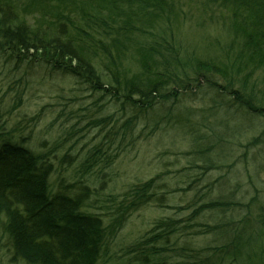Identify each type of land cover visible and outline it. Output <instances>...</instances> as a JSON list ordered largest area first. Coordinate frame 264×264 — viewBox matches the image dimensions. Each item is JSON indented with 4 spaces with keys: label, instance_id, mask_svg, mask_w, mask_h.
<instances>
[{
    "label": "trees",
    "instance_id": "1",
    "mask_svg": "<svg viewBox=\"0 0 264 264\" xmlns=\"http://www.w3.org/2000/svg\"><path fill=\"white\" fill-rule=\"evenodd\" d=\"M189 1H197L203 13L211 11L212 20L215 10L227 11L224 23L230 38L221 56L183 54L174 25ZM30 4L39 13L35 23L20 18L12 0H0V53L17 59V66L26 62L29 68L32 59L41 71L75 79L91 92L101 111L107 105L114 111L95 118V125L110 127L108 137L96 145L79 176L60 179L54 190L50 153L0 132V245L6 240L11 261L98 264L110 237L134 211L149 203L164 207L174 192L192 193L185 206H175L177 213H188L156 219L128 246L127 254L138 264H250L257 256L262 260L264 196L259 200L256 193L246 200L249 194L239 191L231 135L263 127L246 144L240 142L241 160L252 154L251 175L259 179L264 170V95L259 97L250 81L257 70L264 72V0ZM140 124L142 134L137 135ZM168 129L179 131L177 136L189 143L182 152L189 165L171 178L183 179L182 184L171 189L169 173H159L114 198L106 216L90 211L93 190L85 177L93 167L100 161L110 165L144 133ZM117 140L113 155L107 148ZM197 238L207 241L199 244Z\"/></svg>",
    "mask_w": 264,
    "mask_h": 264
},
{
    "label": "rangeland",
    "instance_id": "2",
    "mask_svg": "<svg viewBox=\"0 0 264 264\" xmlns=\"http://www.w3.org/2000/svg\"><path fill=\"white\" fill-rule=\"evenodd\" d=\"M12 1L17 6L20 18L24 17L29 23H35L39 13L30 4L31 0ZM197 4V1L185 2L184 12L174 25L183 54L203 59L221 56L223 47L230 38L224 23L227 11L215 10L212 20V12L199 11ZM225 55L224 53V57ZM31 60L29 68L26 62L17 66V59H8L0 53V132L10 133L15 141L23 139L25 145L37 152L50 153L54 163L50 183L54 190L58 188L60 179L73 180L79 176L83 163L93 154L96 145L107 139L110 127L95 125V118L113 112L114 108L107 105L101 111L93 104L95 97L84 85L73 78L41 71L36 65L37 61L34 64ZM131 64L134 66V62ZM250 82L256 86L259 97L264 95L262 69L256 71ZM193 105L202 106L199 102H193ZM141 126L140 124L137 129V135L142 134L139 131ZM262 128L257 126L247 133L239 135L235 132L231 135L235 142L232 145V160L236 159L235 170L241 179L239 191L249 194L246 200L256 193L259 194V200L264 196V170L260 171L259 179L252 177V154L243 162L241 158L244 148L240 146V142L246 144ZM145 134L126 146L110 165L104 167V161H100L85 177L93 190L90 211L106 216L114 198L120 199L133 183L145 181L159 173H169L167 182L171 184V189L176 188L177 183L182 184L183 179L171 178L176 175L177 170L189 165L188 158L182 153L189 149L188 141L177 136L179 131L171 129L150 136ZM173 142L176 143L172 145ZM117 143L118 140L112 148L105 150L114 155ZM231 174L233 173H229ZM234 180L236 179L231 180L233 185ZM191 198L192 193L174 192L167 196L164 207L149 203L134 211L123 227L110 237L107 253L98 264H138L133 255L127 254L128 246L139 240L156 219L165 216L183 217L187 214L188 211L177 213L175 206H185ZM196 241L204 244L207 239L197 238ZM3 242L0 245V264H22L11 261L6 240ZM262 253L264 254V246L259 248V256ZM250 264H264V258L261 260L257 256Z\"/></svg>",
    "mask_w": 264,
    "mask_h": 264
}]
</instances>
